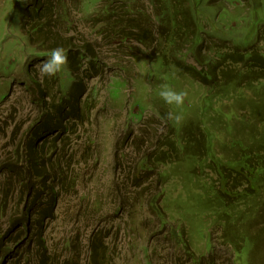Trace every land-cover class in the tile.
I'll return each instance as SVG.
<instances>
[{"label": "rangeland", "instance_id": "374dc122", "mask_svg": "<svg viewBox=\"0 0 264 264\" xmlns=\"http://www.w3.org/2000/svg\"><path fill=\"white\" fill-rule=\"evenodd\" d=\"M92 1L62 0L67 11L64 19L55 9L44 32L46 44L62 47L72 61L80 60L86 45L92 50L82 58L80 70L71 72L68 62L56 77L47 78L35 71L46 54L40 56L22 29L31 14L29 9L26 12L31 2L0 0V264H264V205L257 204L255 210L253 198L241 201L226 196L225 180L230 191L239 194L247 193L248 182L230 175L231 170L213 158L214 151L221 154L219 159L236 153V147L230 146L231 135L222 136L230 128L218 131L223 121L231 122L230 108L224 119L217 117L223 104L242 103L226 95L230 89L222 96L214 88L209 94H214L211 102L216 105L204 109L211 99L205 86L169 63L151 61L134 41L115 43L101 35L102 23L97 24V19L106 0ZM250 1L203 0L195 13L192 9L204 28L203 42L201 48L185 53L186 66L201 70L195 55L214 54L209 46L224 43L221 38L227 39L225 34L232 27L241 37L254 29L251 41L260 28V41L264 40V17L249 11ZM127 2L141 11L155 36L159 4L110 0L111 9L123 13ZM227 13L230 19L223 29L221 17ZM30 26L27 23V31ZM228 43L226 52L235 49ZM165 82L187 92L180 125L166 121L169 106L158 96L159 85ZM77 87L81 89L79 110L69 112ZM244 95L253 96L250 91ZM61 102L70 118L56 119L57 132L43 139L41 133L30 131L40 117L45 123L49 111L54 112ZM209 116L214 133L204 145H212V138L221 136L214 139L213 151L203 155L197 152L198 146L184 150L181 140L195 139V135L199 139V126H206ZM32 143L50 158L45 161L39 153L41 170L51 178L48 185L55 182L54 193L43 190L36 205L41 212H54L41 222L33 217L27 228L11 227L12 217L22 216V205H18L25 197L19 150ZM257 195L264 200V187ZM7 198L10 205L5 211ZM249 234L257 237L252 246L241 239ZM236 249H243L240 256Z\"/></svg>", "mask_w": 264, "mask_h": 264}, {"label": "trees", "instance_id": "16d2710c", "mask_svg": "<svg viewBox=\"0 0 264 264\" xmlns=\"http://www.w3.org/2000/svg\"><path fill=\"white\" fill-rule=\"evenodd\" d=\"M53 1L54 0H27V2H31V4L28 5V8L26 7V12L28 13L29 9L31 13L27 21L28 24L31 23V26L30 31H27V23H24L22 29L25 34L28 33L27 35L30 37L31 43L34 44L40 52V56L41 53L46 54L47 56V53L55 48L46 44L47 37L44 35L45 29L51 24L53 15L57 13L55 12V9L59 11L60 17L63 19L66 18L65 15L67 11L62 4V0H59L57 5L54 4ZM93 1L96 3L100 0ZM113 1L114 0H112V2ZM150 1L153 2V4L157 3L160 6L158 12L154 15L155 20L158 23L157 26L159 25L158 31L155 35L156 38L151 34L152 29L147 26V20L145 21L144 16L137 7H133L132 3L129 4V2H127L126 8L124 7L125 11L119 13V11L116 12L113 8L111 9L110 0L104 1L106 4L104 3V7L102 6L99 9L97 24L102 23V25L99 27L98 32L105 38L111 39L112 42L115 41V43H122L123 41L132 43L134 41L144 49L146 56H148L151 61L160 59L164 64L169 63L173 65L177 71L187 74L192 80L205 86L208 94L212 93L214 88H216L215 92L217 94H222L223 96L225 92H228L230 89V94L226 95L231 98L234 97V100L239 99L242 104L239 106L236 102V106H233V104H223L222 108L220 107V113H218L220 115H218L217 118L224 119L228 108H230L229 112L232 113L233 116L231 122L228 123L223 121L218 131H220V129L226 131L227 128H230L228 135L222 133V136L231 135L229 137L234 140L231 142L230 146L236 147V153H231L234 158L230 157L231 154H228V158L219 159L221 154L218 155L216 153L217 151H214L213 154L215 157L213 158L215 160H221L224 166L231 170H227L230 175H233L234 177L235 175L241 176L246 182H248L249 187L246 189L247 193L242 191L241 194H239L230 191L228 180H225L226 196L231 195L232 198H243L241 201L253 198L251 200H253L252 203L254 204L253 207H255V210L259 207H263L264 200L257 195L260 193L261 188L264 187V49L258 47L260 43L261 29H258L254 40L251 41L250 36L253 34L254 29L250 30L246 36L241 37V35L234 34L232 27L229 30L228 35L225 34L227 39L221 38L224 43L221 42L222 44H215L212 47H210L211 45L209 46L210 50L214 51V54L212 52L211 56L206 57L198 56V54L195 55V61L197 65L201 67V70H198L196 67L186 66L183 57H186L185 53L187 51H195V49L201 48L203 42L201 32L204 28L193 16L192 9L193 13H195V10L201 6L203 0H199V5L196 0H193L195 3L192 6L190 5L192 0ZM184 3H186L188 7H185ZM223 11H226V9H223ZM249 11H254L257 16L264 17V0H251ZM227 16L223 15L221 17V28H223V26L225 27L223 24L229 21L230 13H227ZM231 18L234 20L233 17ZM212 24L215 25V22ZM199 27L201 31H198ZM217 27V33H219L221 28L219 26ZM33 35L37 36L40 41L34 40ZM223 35L224 32L222 33V36ZM227 43L230 47L235 49L226 52L227 46L225 45ZM159 45L162 46L159 48ZM184 46H187L185 49L186 51L183 50ZM91 50L92 49L89 45H86L83 50L80 51L83 55L78 56L80 59L78 61L75 58L74 61L70 60L71 57L70 54H68L71 72L74 70H80V67L82 66V58L87 53L91 54ZM214 56L216 57L214 58ZM230 72L234 73L232 74ZM217 78L220 80L219 83L216 82ZM37 87V91H41V87L38 83ZM80 90V87H77L75 90L78 92L74 99L75 105H70L69 112H77L79 110L78 97L81 94H79ZM245 91L252 92L253 96H245ZM43 93L47 98L48 95L46 91ZM209 95L210 97L208 96V98L211 99L204 105V109H212L215 104L211 102L212 99L214 100V94ZM73 98L74 97H72V101ZM244 102H246V107H244ZM60 104L61 105L54 109V112L49 111L51 114L47 115L45 123L43 122V118L40 117L36 122V125L31 127L30 131L35 130L36 134L41 133V138L43 139L47 138L50 134L57 132L59 125L56 124V119L58 120L59 118V121L63 122L70 118L69 114L66 115L65 112L67 111L65 107H63L62 102ZM245 110L246 113H243V115L242 113H239ZM210 121H212V119L209 116L207 122L205 121L206 126H199V139L195 135V139L191 136L185 137V140H181L184 144V150L188 151L189 148L195 149V147L198 146L196 149L197 152L201 151L200 153H203V155L207 150L213 151L212 147L213 143H215L214 139L221 136L219 133V136L212 138V145H204L210 143L207 142V139H211L208 138V136L214 133V130L212 129L213 124H211ZM225 140H227V137H225ZM176 146H178L177 143L172 146L174 152L177 150L175 149L177 148ZM19 152L21 156L19 165H24L21 168L25 175L19 174V176H22V181H20V183H23L24 188L22 189V194L25 195V197H21L20 204L18 202V206L22 205V216L20 219H17L16 217L14 218L13 216L10 226L21 228L25 225L27 228L30 219L35 216L37 217V222H41V220L52 216L54 212L53 210L51 213H46L47 211L41 212V207L36 204L37 200L39 198L41 199V193L43 190H45V192L49 191L51 194L54 193L53 186L55 182L51 187L48 185L51 178L49 179L45 170H41V158L39 153H41L43 156L42 159L45 161L49 162L50 158H47V156L45 157L43 150L39 152L38 146L35 143H32L29 146L25 145L19 150ZM222 175L226 176V173L223 172ZM252 178H254V180ZM227 179H229V177ZM252 181L253 184H251ZM31 183L33 184L31 185ZM260 201H263V203L261 204ZM8 205H10V201L7 198V202L5 201L3 204L5 211L8 210ZM255 210L252 211L253 214L257 213ZM5 211L2 213L3 215ZM236 219H239V217L237 216ZM10 232L11 231L8 230L7 233ZM238 236L241 237L242 235L239 234ZM241 239L247 246H252L254 245V242H256L257 237L255 238L254 235L249 234L248 238L242 237ZM235 241L236 240L234 239L231 240L234 244L236 243ZM2 243L3 237H0V245H2ZM246 248L247 247H245V249ZM236 250L235 253L240 256L243 249ZM2 253L7 252L3 251Z\"/></svg>", "mask_w": 264, "mask_h": 264}, {"label": "clouds", "instance_id": "9594fccd", "mask_svg": "<svg viewBox=\"0 0 264 264\" xmlns=\"http://www.w3.org/2000/svg\"><path fill=\"white\" fill-rule=\"evenodd\" d=\"M258 47L264 49V40L260 41ZM68 62L66 50L62 47H57L47 53L46 60L35 66V71L40 77L53 78L65 69ZM158 96L169 106L166 121L172 123L174 126L180 125L184 119L181 109L185 104L187 92L185 90L178 91L165 82L159 85Z\"/></svg>", "mask_w": 264, "mask_h": 264}]
</instances>
